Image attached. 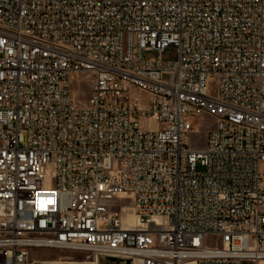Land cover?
<instances>
[{
	"label": "built area",
	"instance_id": "1",
	"mask_svg": "<svg viewBox=\"0 0 264 264\" xmlns=\"http://www.w3.org/2000/svg\"><path fill=\"white\" fill-rule=\"evenodd\" d=\"M39 251L264 264V0H0V264Z\"/></svg>",
	"mask_w": 264,
	"mask_h": 264
},
{
	"label": "rangeland",
	"instance_id": "2",
	"mask_svg": "<svg viewBox=\"0 0 264 264\" xmlns=\"http://www.w3.org/2000/svg\"><path fill=\"white\" fill-rule=\"evenodd\" d=\"M174 50H166L165 55L163 56L164 60H172L173 59ZM151 55H145V58H151ZM88 95V80H84L80 83L79 88L74 91L73 96L75 98V104L80 107L84 105L86 102ZM134 122V118L131 119ZM194 133L190 137V146L194 150H200L204 146L206 135L213 128L212 120L209 118L202 116L194 118L193 120ZM142 128H146L145 123H141ZM196 171L200 172L201 168L199 166L196 167ZM127 208L129 206L127 205ZM132 214L129 213V210H125V223L128 226L132 225ZM35 260L44 262V263H57L59 261L65 263H78V264H87L92 263V258H89L86 254L78 253V252H69V251H39L35 254ZM98 264H112L107 263L106 261L99 259Z\"/></svg>",
	"mask_w": 264,
	"mask_h": 264
},
{
	"label": "bare ground",
	"instance_id": "3",
	"mask_svg": "<svg viewBox=\"0 0 264 264\" xmlns=\"http://www.w3.org/2000/svg\"><path fill=\"white\" fill-rule=\"evenodd\" d=\"M132 217V225L130 226V227H133V226H135V224H136V222H135V219H134V217L133 216H131ZM44 264H68V263H65V262H61V261H59V262H57V263H44ZM87 264H97V262H94L93 260H92V263H87ZM180 264H194V262L192 261V260H187V261H184V262H182V263H180Z\"/></svg>",
	"mask_w": 264,
	"mask_h": 264
},
{
	"label": "crops",
	"instance_id": "4",
	"mask_svg": "<svg viewBox=\"0 0 264 264\" xmlns=\"http://www.w3.org/2000/svg\"><path fill=\"white\" fill-rule=\"evenodd\" d=\"M68 264H78V263H68Z\"/></svg>",
	"mask_w": 264,
	"mask_h": 264
}]
</instances>
